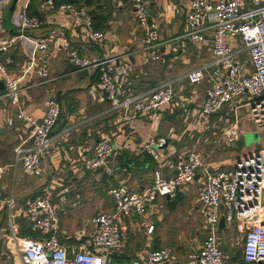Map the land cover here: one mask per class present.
I'll return each instance as SVG.
<instances>
[{"label":"built area","instance_id":"1","mask_svg":"<svg viewBox=\"0 0 264 264\" xmlns=\"http://www.w3.org/2000/svg\"><path fill=\"white\" fill-rule=\"evenodd\" d=\"M151 6V0H133L135 19L144 34V51L152 60L158 61L163 43L160 25L151 16ZM27 8L13 16L16 33L0 35V75L4 84L3 96L17 109L9 125L19 121L30 127L28 137L15 148L17 162L28 174L41 177L43 160L55 144L54 130L62 115L61 105L56 99H48L41 121L28 115L22 98L25 74H12L1 59L2 55L19 46L32 61L39 52L49 49L51 38L35 36L42 29V20L28 15ZM39 10L47 16L68 14L81 25L88 42L100 44L106 38L104 32L94 27L91 17L77 5H57L54 0H45ZM186 20L187 34L184 37L198 46L210 39L212 61L148 93L123 95L118 85L126 72L119 69L111 58L91 60L74 49L68 53V62L78 71L90 73L96 70L99 73L96 88L109 101V112L119 116L123 123L133 124L172 105L175 83L183 80L195 86L210 79L211 87L199 108L203 130L207 129L212 117L229 105L236 120L224 133L225 145L232 146L241 139L239 110L246 109L256 130L264 132V0H191ZM37 73L42 80L50 77L45 70ZM90 92L93 94L94 89ZM167 143L163 137L146 139L143 149L158 163L152 187L143 192L132 191L125 185L111 189L109 193L114 199L115 210L98 213L92 218L90 224L96 234L82 251L70 252L61 240L60 205L54 201L50 189L33 198L23 213L33 237L21 235L12 213L15 201L11 196L6 202L7 250H0V264H112L114 257L127 247L121 220L154 215L160 198H174L194 183L200 185L198 203L205 223L201 247L188 254L184 261H179L169 249H159L148 251L143 258H136L128 264H264V150L239 157L232 167L215 168L201 153L192 150L177 156L174 173L167 177L159 154ZM114 154L111 140L101 137L84 159L83 168L92 175L103 172L113 176L110 161ZM4 171L5 168L0 166V174ZM223 216L225 228L221 229ZM223 230L237 234L241 241L238 261H233L232 256L224 251ZM154 231L155 225L150 221L147 233L151 235Z\"/></svg>","mask_w":264,"mask_h":264},{"label":"crops","instance_id":"2","mask_svg":"<svg viewBox=\"0 0 264 264\" xmlns=\"http://www.w3.org/2000/svg\"><path fill=\"white\" fill-rule=\"evenodd\" d=\"M4 1L0 3V35H14L16 30L12 24L13 16L26 8L31 0L18 1L9 27L5 24V18L12 1ZM151 1V16L160 25L163 43L161 59L158 61L152 60L144 51V34L135 19L133 0H94L91 7L73 4L87 15L96 11L98 19L101 18L103 25L100 31L105 33L106 38L100 44L88 42L81 25L75 23L71 16L55 13L45 15L44 20L40 18L43 26L35 34L42 39L51 38L47 51L39 52L34 61L20 46L1 56L12 74H25L22 98L28 115L41 121L48 99L59 101L62 115L54 130L55 144L43 160L44 173L41 177L32 176L17 162L15 155V148L28 137L30 127L19 121L13 126L9 125L17 109L4 98V89H1L0 84V166L5 168L0 174V250H7L9 236L7 200L11 196L14 198L12 213L20 233L25 229L24 236L33 237L34 233L23 213L33 198L49 189L54 201L60 205L62 217L64 215L69 218L70 226L68 223L61 226L59 220L61 240L72 253L84 250L96 234V229L92 230L90 224L92 218L98 213L115 210L114 199L109 193L111 189L125 185L132 191L143 192L152 187L153 173L158 163L143 149L148 137L168 140L159 154L163 173L170 177L174 173L177 156L187 150L183 135L188 130H197L199 133L205 131L199 120V108L211 87L210 79L195 86L183 80L175 83L172 105L156 115L142 117L130 124L123 123L119 116L109 112V101L96 88L99 73L96 70L90 73L78 71L68 62V53L74 49L91 60L111 58L119 69L126 72L125 78L118 85L123 95L148 93L211 62L210 39L198 46L184 37L187 34L186 14L191 0ZM13 54H16L15 59L11 57ZM38 70H45L50 77L42 80ZM91 89H94L93 94ZM238 132L240 135L243 133L239 125ZM101 137L109 138L115 150L110 161L113 176L103 172L92 175L83 168L84 159L90 155ZM181 192L184 193L182 202L192 194L188 187ZM163 205L160 201L156 203V212L149 215L146 219L148 222L144 221L143 224L138 216L121 220L123 233L126 238L129 235V238L125 251L114 258L115 263L128 264L142 253L145 255L151 250L169 249L161 248L165 242L161 231L157 235L155 232L151 235L145 233L147 240L137 238L139 229H147L150 221L155 228L158 223H162L163 216L159 214ZM172 252L177 257L176 252ZM240 256L238 253V259Z\"/></svg>","mask_w":264,"mask_h":264},{"label":"rangeland","instance_id":"3","mask_svg":"<svg viewBox=\"0 0 264 264\" xmlns=\"http://www.w3.org/2000/svg\"><path fill=\"white\" fill-rule=\"evenodd\" d=\"M230 110V106H226L223 114L213 117L204 132L199 133L197 130H188L183 135L184 141L187 142L186 151H198L206 159L208 164L214 168L224 165L226 167H232L233 162L237 161L239 157L264 150V132L261 133L256 130L246 109L239 110L238 117L240 131L243 132H241V139L244 142L243 146L234 150L231 144L225 145V142H223L224 133L231 129L232 124L236 120L235 113L232 111L230 113ZM181 131L183 132V130ZM188 188H191L192 194L175 209L167 207L165 198L159 199L160 203L164 204V208L160 209L159 214L163 216V221L162 223H158L154 231L155 235L161 231L165 238V242L161 248L174 250L180 261H183L191 252L197 251L205 238L203 233L205 223L198 203L200 185L194 183L188 185ZM147 217H140V222L142 224L144 221L148 222L146 220L148 219ZM79 218L78 220H80ZM58 219L60 220L61 226L64 223H68L69 225V218L64 215L62 217L60 212ZM145 233L147 234V229H139L137 238L147 240L148 237L145 236ZM127 238H129V235H127ZM221 239L224 249L229 256L233 257L238 255L241 249V241L237 234H231L228 230H223L221 231ZM143 257L144 255L142 253L140 258Z\"/></svg>","mask_w":264,"mask_h":264},{"label":"trees","instance_id":"4","mask_svg":"<svg viewBox=\"0 0 264 264\" xmlns=\"http://www.w3.org/2000/svg\"><path fill=\"white\" fill-rule=\"evenodd\" d=\"M44 1L45 0H31L29 5H28V8H27L28 15H30V16H39L42 20H44V16L45 15H42L39 12L40 5ZM54 1L56 2L57 5H61L63 3H72V4L82 5L84 7H91L94 4V0H54ZM89 15L91 16V19L93 21L94 27L97 30H102L103 21H101V18L98 19V14L96 13V11L89 12ZM2 57H3V55H2ZM11 57H14V59H15L16 54H13ZM217 115H221V114H217ZM24 228H25V224H23V226H22V229H24ZM25 232L26 231L24 229V231H22L21 234L24 236ZM223 248H224V246H223ZM224 251H225V249H224ZM232 260L233 261H238V255L233 256ZM112 264H117V263H115L114 259L112 260Z\"/></svg>","mask_w":264,"mask_h":264},{"label":"water","instance_id":"5","mask_svg":"<svg viewBox=\"0 0 264 264\" xmlns=\"http://www.w3.org/2000/svg\"><path fill=\"white\" fill-rule=\"evenodd\" d=\"M18 1L19 0H12V3L10 5V7H9V10H8V13H7V18H5V24H6L7 27L10 26V21H11V18H12V14H13V12L16 9ZM0 84H1V89H4L3 82H1ZM243 144H244L243 140L240 139L236 143L232 144V149H234V150L238 149V148L242 147ZM197 178H199V177H197ZM183 199H184V193L180 191V192H178V194L174 198H170L169 196H167L166 199H165V202H166L167 207H169L170 209H175L179 205V203H181L183 201ZM220 227H221V229L225 228V218H224V216L221 219Z\"/></svg>","mask_w":264,"mask_h":264}]
</instances>
